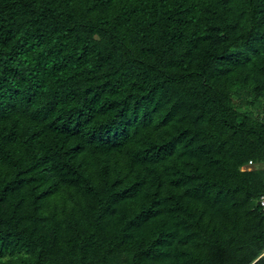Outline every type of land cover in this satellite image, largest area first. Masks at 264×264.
Masks as SVG:
<instances>
[{
  "label": "trees",
  "instance_id": "16d2710c",
  "mask_svg": "<svg viewBox=\"0 0 264 264\" xmlns=\"http://www.w3.org/2000/svg\"><path fill=\"white\" fill-rule=\"evenodd\" d=\"M264 0H0V264H264Z\"/></svg>",
  "mask_w": 264,
  "mask_h": 264
},
{
  "label": "rangeland",
  "instance_id": "374dc122",
  "mask_svg": "<svg viewBox=\"0 0 264 264\" xmlns=\"http://www.w3.org/2000/svg\"><path fill=\"white\" fill-rule=\"evenodd\" d=\"M250 88L244 87L242 89L231 92V104L241 112L249 113L258 120L264 122V97L260 96L255 102H252ZM248 165V164H247ZM264 168V165L251 163L248 169Z\"/></svg>",
  "mask_w": 264,
  "mask_h": 264
},
{
  "label": "built area",
  "instance_id": "2783aa9c",
  "mask_svg": "<svg viewBox=\"0 0 264 264\" xmlns=\"http://www.w3.org/2000/svg\"><path fill=\"white\" fill-rule=\"evenodd\" d=\"M247 164L250 165L251 162L248 161ZM247 164L244 165L243 167H241L240 170H241V171H243V170H249ZM255 206L257 207L258 210H260L262 213H264V193L261 194V195L257 198V200L255 201ZM263 254H264V252H263Z\"/></svg>",
  "mask_w": 264,
  "mask_h": 264
},
{
  "label": "crops",
  "instance_id": "0c3cea01",
  "mask_svg": "<svg viewBox=\"0 0 264 264\" xmlns=\"http://www.w3.org/2000/svg\"><path fill=\"white\" fill-rule=\"evenodd\" d=\"M260 165H264V164H260Z\"/></svg>",
  "mask_w": 264,
  "mask_h": 264
}]
</instances>
